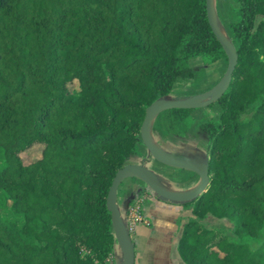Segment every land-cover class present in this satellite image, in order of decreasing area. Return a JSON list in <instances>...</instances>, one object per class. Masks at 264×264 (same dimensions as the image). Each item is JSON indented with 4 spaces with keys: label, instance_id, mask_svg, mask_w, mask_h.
Returning a JSON list of instances; mask_svg holds the SVG:
<instances>
[{
    "label": "trees",
    "instance_id": "obj_1",
    "mask_svg": "<svg viewBox=\"0 0 264 264\" xmlns=\"http://www.w3.org/2000/svg\"><path fill=\"white\" fill-rule=\"evenodd\" d=\"M234 1L236 60L218 118L199 123L207 184L180 202L184 264H264V0ZM193 56H226L205 0H0V208L18 216L0 215V264H106L111 181ZM190 110L159 111L153 129L183 136Z\"/></svg>",
    "mask_w": 264,
    "mask_h": 264
},
{
    "label": "crops",
    "instance_id": "obj_2",
    "mask_svg": "<svg viewBox=\"0 0 264 264\" xmlns=\"http://www.w3.org/2000/svg\"><path fill=\"white\" fill-rule=\"evenodd\" d=\"M211 18L215 31L222 40L234 48L228 25L236 18L237 3L234 0H210ZM188 64L195 70L190 79H177L170 92L160 100L200 102L213 96L224 77L227 56L209 61L205 56H193ZM219 115V106L212 102L207 106L191 108L183 136L162 134L153 129L156 116L149 119L147 136L150 144L162 156L181 162L205 165L207 136L199 127L205 120L215 121ZM123 165L141 167L150 179L173 194H186L194 190L201 181L199 172L193 169H181L164 165L151 157L142 142L137 144V154L126 159ZM142 198L147 201L141 209L146 228L130 234L133 248V264H184L174 255L178 210L180 203L164 200L132 172L120 175L112 197V207L124 223L131 202ZM181 219V218H180ZM176 254V253H175ZM113 264H123L121 250L115 241L112 248Z\"/></svg>",
    "mask_w": 264,
    "mask_h": 264
},
{
    "label": "water",
    "instance_id": "obj_3",
    "mask_svg": "<svg viewBox=\"0 0 264 264\" xmlns=\"http://www.w3.org/2000/svg\"><path fill=\"white\" fill-rule=\"evenodd\" d=\"M205 9H206V17H207L208 24L213 34L219 41L225 55L227 56V60H228L227 71L224 77L222 78L216 92L210 98L200 101V102H193V101H170L169 102V101H164L160 99L156 100L146 108L143 120L139 128L140 141L147 148L152 158L170 167L196 170L200 174L201 181H200V184L191 192L178 195V194L169 193L163 190L162 188H160L158 185H156L141 167L132 166V165H122L115 172V175L111 181L110 187L106 194L105 205H106V209L108 210L110 214V220H111V226H112L114 238L122 253L123 264H133V248H132V242H131L130 236L125 230V227H124L123 222L121 221V218L118 216V214L112 207V197L114 193V188L121 174H123L125 171L132 172L138 178H140L157 197H160L167 201L177 202V203L189 201L195 198L197 195H199L203 191V189L205 188L207 184V169L205 165L168 159L162 156L158 151H156L153 148L147 136V127H148V122L151 116L167 108H175V107L195 108V107L207 106L210 103L217 100V98L219 97V95L225 89V87L227 86L229 82L230 73L235 63V60H236L235 49L231 47L229 44H227L224 40H222L219 34L215 31V28L212 23V18H211L210 0H205ZM120 233H122L125 238V244L120 239Z\"/></svg>",
    "mask_w": 264,
    "mask_h": 264
},
{
    "label": "rangeland",
    "instance_id": "obj_4",
    "mask_svg": "<svg viewBox=\"0 0 264 264\" xmlns=\"http://www.w3.org/2000/svg\"><path fill=\"white\" fill-rule=\"evenodd\" d=\"M37 154V151H36V148L34 149H31L29 151H27L26 153L22 154V158L24 159V161H31L35 158ZM147 203V201H141L140 202V208L143 209L145 207V204ZM182 208L180 210H178V213L180 214L179 217L180 218H185L187 216H190V207L189 206H183L181 205ZM139 208L140 210V213H141V209ZM0 215L2 218H8V219H11V220H18V216L16 214H14V212L8 208V207H5V208H0ZM141 215V214H140ZM142 218V216H141ZM144 218H142V221L140 222H136L134 225H133V229L132 231L129 232V236L130 234L133 232V230H135V234H137L138 230H140L141 228H146V224L144 225ZM201 223L206 226V227H213V228H217V229H221V230H224V231H229L231 226L229 224V222H227L226 220L224 219H217V218H213V217H210V216H207L205 217L204 219L201 220ZM177 237V233H176V236ZM176 238L173 239V243L175 241ZM116 241V240H115ZM175 247H174V255L176 256L177 254H175Z\"/></svg>",
    "mask_w": 264,
    "mask_h": 264
},
{
    "label": "built area",
    "instance_id": "obj_5",
    "mask_svg": "<svg viewBox=\"0 0 264 264\" xmlns=\"http://www.w3.org/2000/svg\"><path fill=\"white\" fill-rule=\"evenodd\" d=\"M142 201V198H138L131 202L129 205L126 216L124 218V227L127 233L129 234L130 231L133 229V225L136 222L142 221L141 215H140V202ZM106 264H113L112 255L106 260Z\"/></svg>",
    "mask_w": 264,
    "mask_h": 264
},
{
    "label": "bare ground",
    "instance_id": "obj_6",
    "mask_svg": "<svg viewBox=\"0 0 264 264\" xmlns=\"http://www.w3.org/2000/svg\"><path fill=\"white\" fill-rule=\"evenodd\" d=\"M157 185V184H156ZM159 186V185H158ZM160 188H162L161 186H159ZM163 189V188H162ZM163 190H165V189H163ZM166 191V190H165ZM168 192V191H167ZM169 193H171V192H169ZM116 230H117V228H116ZM120 239H121V241L125 244V238H124V236H123V234L122 233H120Z\"/></svg>",
    "mask_w": 264,
    "mask_h": 264
}]
</instances>
